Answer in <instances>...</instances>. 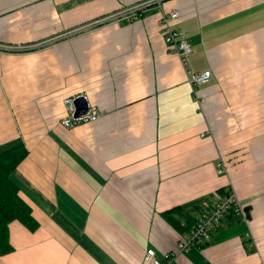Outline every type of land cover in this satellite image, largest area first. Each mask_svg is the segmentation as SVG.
Here are the masks:
<instances>
[{"label":"crops","instance_id":"1","mask_svg":"<svg viewBox=\"0 0 264 264\" xmlns=\"http://www.w3.org/2000/svg\"><path fill=\"white\" fill-rule=\"evenodd\" d=\"M138 1L0 0V42L35 45L0 50V145L25 143L13 177L39 221L10 222L0 264H147L149 247L165 261L203 199L230 188L247 219L227 213L174 264H264V0H164L79 29ZM173 8L187 64L165 38ZM80 94L102 113L66 126Z\"/></svg>","mask_w":264,"mask_h":264},{"label":"built area","instance_id":"2","mask_svg":"<svg viewBox=\"0 0 264 264\" xmlns=\"http://www.w3.org/2000/svg\"><path fill=\"white\" fill-rule=\"evenodd\" d=\"M164 0H141L134 4L121 7L111 13L103 15L94 19L92 22L83 25L81 28L99 25L109 21H130L137 19L144 15L146 10L152 5L163 7ZM181 15L178 8L164 10L161 15L163 30L166 41L171 51L179 53L184 62L187 64V57L193 52V47L188 41L185 32L181 28L174 26L173 22ZM32 44H7L0 42V50L2 51H21L34 48ZM212 70L205 69L203 71H195L189 69V79L194 85L205 83L211 79ZM74 98H69L68 114L64 117L62 122L69 127L78 125L81 122L89 121L98 118L101 115L96 106L89 105L86 113L76 115V106ZM226 161L220 160L218 163V171L225 172ZM235 212L240 214L244 219H247V211L238 198L236 191L230 189H217L213 193L212 198H204L200 205V214L197 217L193 226L182 234L178 241L176 248L165 253V261L160 259L154 247H149L146 250L147 264H174L179 251L188 250L194 245L203 246L211 241L213 231L222 225L223 218L227 213Z\"/></svg>","mask_w":264,"mask_h":264},{"label":"trees","instance_id":"3","mask_svg":"<svg viewBox=\"0 0 264 264\" xmlns=\"http://www.w3.org/2000/svg\"><path fill=\"white\" fill-rule=\"evenodd\" d=\"M27 154L28 149L23 141L15 142L7 147L0 145V254L13 249L10 241L12 220L19 219L31 230H35L39 225L30 204L21 196L19 184L13 177V171ZM177 211L183 210L177 209ZM170 212L167 216L178 228L184 230L180 219H175Z\"/></svg>","mask_w":264,"mask_h":264},{"label":"water","instance_id":"4","mask_svg":"<svg viewBox=\"0 0 264 264\" xmlns=\"http://www.w3.org/2000/svg\"><path fill=\"white\" fill-rule=\"evenodd\" d=\"M74 103L76 106V115L84 114L89 109V102L87 97L84 94H80L74 98Z\"/></svg>","mask_w":264,"mask_h":264},{"label":"rangeland","instance_id":"5","mask_svg":"<svg viewBox=\"0 0 264 264\" xmlns=\"http://www.w3.org/2000/svg\"><path fill=\"white\" fill-rule=\"evenodd\" d=\"M15 143V142H14Z\"/></svg>","mask_w":264,"mask_h":264}]
</instances>
